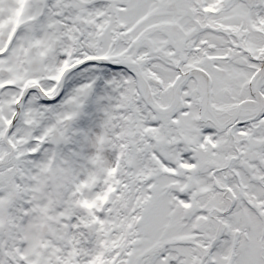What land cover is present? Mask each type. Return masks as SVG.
Masks as SVG:
<instances>
[{"label": "snow or ice", "instance_id": "snow-or-ice-1", "mask_svg": "<svg viewBox=\"0 0 264 264\" xmlns=\"http://www.w3.org/2000/svg\"><path fill=\"white\" fill-rule=\"evenodd\" d=\"M0 264H264V0H0Z\"/></svg>", "mask_w": 264, "mask_h": 264}]
</instances>
